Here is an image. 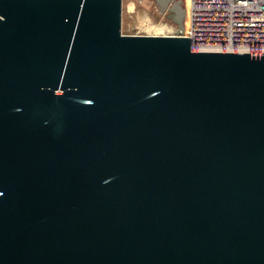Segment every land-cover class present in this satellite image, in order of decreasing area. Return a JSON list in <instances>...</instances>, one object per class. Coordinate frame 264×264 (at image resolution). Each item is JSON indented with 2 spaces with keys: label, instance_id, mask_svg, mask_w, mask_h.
<instances>
[{
  "label": "water",
  "instance_id": "water-1",
  "mask_svg": "<svg viewBox=\"0 0 264 264\" xmlns=\"http://www.w3.org/2000/svg\"><path fill=\"white\" fill-rule=\"evenodd\" d=\"M122 9L0 0V264H264V52Z\"/></svg>",
  "mask_w": 264,
  "mask_h": 264
},
{
  "label": "built area",
  "instance_id": "built-area-1",
  "mask_svg": "<svg viewBox=\"0 0 264 264\" xmlns=\"http://www.w3.org/2000/svg\"><path fill=\"white\" fill-rule=\"evenodd\" d=\"M194 50L264 52V0H190Z\"/></svg>",
  "mask_w": 264,
  "mask_h": 264
},
{
  "label": "rangeland",
  "instance_id": "rangeland-1",
  "mask_svg": "<svg viewBox=\"0 0 264 264\" xmlns=\"http://www.w3.org/2000/svg\"><path fill=\"white\" fill-rule=\"evenodd\" d=\"M188 12L189 0H123L122 31L177 34L184 25L187 28Z\"/></svg>",
  "mask_w": 264,
  "mask_h": 264
},
{
  "label": "bare ground",
  "instance_id": "bare-ground-1",
  "mask_svg": "<svg viewBox=\"0 0 264 264\" xmlns=\"http://www.w3.org/2000/svg\"><path fill=\"white\" fill-rule=\"evenodd\" d=\"M190 1V0H189ZM131 5V4H130ZM165 10V9H164ZM160 26V25H159ZM158 28V27H157ZM160 28V27H159ZM161 29V28H160ZM156 32V31H155ZM163 32H164V29H163ZM187 32H188V25H187ZM161 34V33H160Z\"/></svg>",
  "mask_w": 264,
  "mask_h": 264
}]
</instances>
